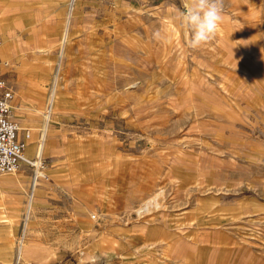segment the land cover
Listing matches in <instances>:
<instances>
[{"label":"rangeland","instance_id":"374dc122","mask_svg":"<svg viewBox=\"0 0 264 264\" xmlns=\"http://www.w3.org/2000/svg\"><path fill=\"white\" fill-rule=\"evenodd\" d=\"M183 8L184 0H75L40 148L45 177L26 226L35 169L22 162L0 174V196H22L5 264L21 242L27 259L16 264H195L199 246L202 264L221 246L228 264H264V0H224L215 36L197 48ZM37 36L15 40L29 71L15 70L14 57L8 67L13 84L41 89L39 101L23 99L35 128L18 123L19 135L31 134L30 159L61 26L55 39ZM36 63L43 70L33 78ZM54 196H89V206L66 211L71 202ZM150 223L182 237L151 241Z\"/></svg>","mask_w":264,"mask_h":264},{"label":"crops","instance_id":"0c3cea01","mask_svg":"<svg viewBox=\"0 0 264 264\" xmlns=\"http://www.w3.org/2000/svg\"><path fill=\"white\" fill-rule=\"evenodd\" d=\"M71 3H73L74 9L75 0H0V26L2 27H0V38H2L0 39V42H3L0 47V73L3 74L8 85L11 87L13 86L15 92L18 93L12 100L11 116L20 125L28 124L35 128L39 119L37 120V117L34 115V112L31 111V108L28 110L27 106L24 105L23 99L29 100V98H31L34 102L39 101L38 96L40 95L41 89L37 86L38 84L35 85L33 82L13 84L11 73L8 71L10 59L13 57L17 59L15 70H18L21 75L25 74L24 72H26L29 68L24 64L25 60L21 53L22 46L20 44V47H16L17 43H15V40L23 43L22 45H24L25 42H36L39 40L37 36L38 34L47 32L53 33L55 35L53 39H55L58 27L60 26L61 40L62 31L67 20L66 18L68 17L67 15ZM73 9L70 24L73 17ZM166 14L168 13H164V15ZM42 68L43 67L40 63H36L35 68L30 71V75H32L33 78L41 77V75L39 76V74H41L39 71ZM36 109L37 108H34V111L38 113ZM88 198L89 196H54V199H51V202L54 200H67L68 202H71V205L70 207L69 205H66V211L69 208L83 210L81 204L84 200H88ZM21 201L22 196H0V264H5L10 259L11 251L9 238L11 236L12 229L15 228V225L11 223V219L18 218L17 205ZM79 202H81V204ZM86 204L89 206L88 201H86ZM56 208H60V205H56ZM154 229H157L160 232H151ZM180 238V236L175 235L163 225H157L154 223L149 224V240L151 241L159 240V242H176L180 240ZM222 239L226 241V235L221 236L220 240L222 241ZM192 240L193 242H191V245L193 248L196 245L199 246V244H197L198 241H196L198 238L196 239V237H192ZM198 246H196V248ZM197 249L198 250L193 259L195 264H202L201 255L203 254H201V252L205 250H203L204 248H202V246H199ZM222 249H224V251L220 253ZM221 257L225 258V261L228 264V249L224 246H221L217 253H215V256L212 258L214 260L210 261V256L208 259L209 264L220 263L218 261ZM204 263L207 264V260H205L203 264Z\"/></svg>","mask_w":264,"mask_h":264},{"label":"built area","instance_id":"2783aa9c","mask_svg":"<svg viewBox=\"0 0 264 264\" xmlns=\"http://www.w3.org/2000/svg\"><path fill=\"white\" fill-rule=\"evenodd\" d=\"M12 100L13 90L0 73V174L14 173L20 168L21 163L25 162L34 167L32 181L37 180L39 176L45 177L40 172L44 165L40 158L26 157V144L31 134L27 129L23 135H19L21 128L11 116Z\"/></svg>","mask_w":264,"mask_h":264},{"label":"clouds","instance_id":"9594fccd","mask_svg":"<svg viewBox=\"0 0 264 264\" xmlns=\"http://www.w3.org/2000/svg\"><path fill=\"white\" fill-rule=\"evenodd\" d=\"M223 8L224 0H184L179 19L190 30L189 47L197 48L215 36L223 21ZM153 38L160 40V32H154Z\"/></svg>","mask_w":264,"mask_h":264},{"label":"bare ground","instance_id":"6f19581e","mask_svg":"<svg viewBox=\"0 0 264 264\" xmlns=\"http://www.w3.org/2000/svg\"><path fill=\"white\" fill-rule=\"evenodd\" d=\"M70 2V1H69ZM72 9H73V3L70 4V8H69V11H68V17L66 18V22H65V26H64V29H63V32H62V37H61V41H60V51H59V59L57 61V64H56V67H54L55 69L53 70L54 74L52 76V78H50V82H49V86H48V92H47V98H46V101L43 105V108L42 109H39L37 108V112H40L42 114V117H43V120H42V126L40 127V139H39V143H41V147L38 146V151H37V154H36V157L39 158V154L41 152V149L44 144H45V141H46V136L48 134V130H49V126L51 125L50 122H51V114H52V111L54 109V105H55V101H56V90H57V79H58V73H59V70H60V67L62 64H60V61L62 62L61 60V57L63 56V53H64V48H65V44L67 42V38H68V32H69V27H70V18L72 16ZM12 14V13H11ZM1 17V16H0ZM1 25V24H0ZM1 27V26H0ZM2 28V27H1ZM2 31V30H1ZM3 32V31H2ZM5 35V34H4ZM2 39V38H0ZM3 44V42H0V47L1 45ZM10 46V45H9ZM11 47V46H10ZM39 71V70H38ZM40 73V72H39ZM31 142H30V139L27 140V145H29V153H30V150H31ZM28 148V147H27ZM28 152V151H27ZM27 157V156H26ZM28 158V157H27ZM41 172V171H40ZM39 174V172H38ZM43 174V173H42ZM37 180L34 179L31 183V192H29L28 194V201H27V205H26V208H25V226L28 222V217H29V214H30V211H31V208H32V205H33V202H34V196H36V184ZM95 218V217H94ZM129 223V222H128ZM190 227V226H189ZM27 230V228H26ZM156 229H154L153 231L151 232H154ZM23 232V231H21ZM24 232H25V228H24ZM157 232H160V231H157ZM147 234L149 235V228L147 230ZM27 235V234H26ZM25 235H23V238H24ZM182 237V236H181ZM25 240V239H24ZM24 242V241H23ZM163 243V242H162ZM161 244V243H160ZM21 245H22V242L19 243L17 249H16V255L14 257V264H16L18 262V260H25L26 261V254L23 255V251L25 252V249L23 250L21 248ZM253 251V250H252ZM184 261V260H183ZM220 262V261H218ZM156 263V262H155ZM13 264V263H12ZM218 264H221V263H218Z\"/></svg>","mask_w":264,"mask_h":264}]
</instances>
